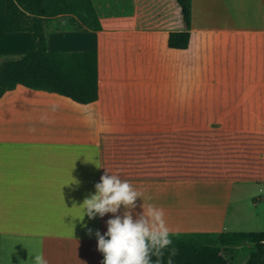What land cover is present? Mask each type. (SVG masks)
Masks as SVG:
<instances>
[{"label": "crops", "instance_id": "crops-1", "mask_svg": "<svg viewBox=\"0 0 264 264\" xmlns=\"http://www.w3.org/2000/svg\"><path fill=\"white\" fill-rule=\"evenodd\" d=\"M91 3L100 30L69 31L59 16L47 50L94 51L97 100L20 85L0 98V264H99L95 233L113 214L89 218L81 205L106 169L144 193L134 215L143 203L164 209L170 234L256 231L248 223L264 218L262 199L231 192L264 181L185 175L129 145L162 137L178 146L211 129L264 136V0H190L185 50L167 45L186 29L175 0ZM6 6L0 0V58L28 53L33 38L6 32Z\"/></svg>", "mask_w": 264, "mask_h": 264}, {"label": "trees", "instance_id": "trees-1", "mask_svg": "<svg viewBox=\"0 0 264 264\" xmlns=\"http://www.w3.org/2000/svg\"><path fill=\"white\" fill-rule=\"evenodd\" d=\"M185 31L170 33L171 49L188 47L191 15L190 0H175ZM64 17L69 31H98L100 25L91 0H7V33L29 32L32 43L28 53L0 58V98L20 85L54 93L86 105L97 100V55L94 51L50 52L47 50L48 27ZM177 250L173 264H233L222 262L220 254L230 256L241 243L251 245L243 264H264V231L170 234ZM168 250H165V262ZM104 255L99 251V264ZM155 260V257H153Z\"/></svg>", "mask_w": 264, "mask_h": 264}, {"label": "rangeland", "instance_id": "rangeland-1", "mask_svg": "<svg viewBox=\"0 0 264 264\" xmlns=\"http://www.w3.org/2000/svg\"><path fill=\"white\" fill-rule=\"evenodd\" d=\"M176 142L165 141L162 137L138 139L129 145L136 151L152 150L151 164H164L178 167L185 175H216L236 176L237 178L264 181V136H238L217 129L203 132L200 136H184L178 140V146H170ZM126 146V145H125ZM178 147V151H176ZM127 158V157H126ZM127 164V162H123ZM247 188L234 187L232 197L262 199L260 207L264 214V187L247 184ZM197 188L185 189V197H191ZM201 190V189H200ZM216 196H223L216 194ZM249 223L251 225H249ZM248 223L249 229L264 231V218L257 222ZM251 246L241 243L232 248L230 256L220 254L222 262L243 264L248 257Z\"/></svg>", "mask_w": 264, "mask_h": 264}, {"label": "clouds", "instance_id": "clouds-1", "mask_svg": "<svg viewBox=\"0 0 264 264\" xmlns=\"http://www.w3.org/2000/svg\"><path fill=\"white\" fill-rule=\"evenodd\" d=\"M109 173L106 169L95 185V194L85 198L81 205L84 215L89 218L97 214L100 217L113 214V218L107 221V232L103 235L99 231L95 233L98 250L104 255L102 264H173L177 250L170 247L173 241L164 209L143 203L142 211L134 215L136 201L138 198L143 200L144 193L130 181L121 179L119 174ZM121 206L125 211L119 215ZM35 264H47V261L42 256H36Z\"/></svg>", "mask_w": 264, "mask_h": 264}]
</instances>
